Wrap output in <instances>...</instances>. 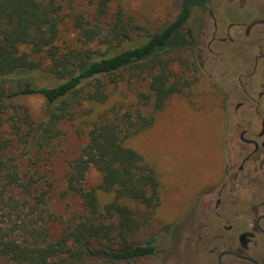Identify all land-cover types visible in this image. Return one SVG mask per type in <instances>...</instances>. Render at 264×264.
Returning <instances> with one entry per match:
<instances>
[{"label": "trees", "instance_id": "obj_1", "mask_svg": "<svg viewBox=\"0 0 264 264\" xmlns=\"http://www.w3.org/2000/svg\"><path fill=\"white\" fill-rule=\"evenodd\" d=\"M113 1L98 0L97 23L67 11L59 0H0V125L8 123L13 131L10 143L0 144V264H133L157 253L153 238L138 236L160 205V179L129 139L154 123L172 94L186 93L198 80L191 41L180 34L192 0H182L175 19L152 33L122 6L112 16ZM68 22L81 46L58 43ZM134 29L142 34L133 37ZM175 64L185 67L179 71ZM145 77L152 91L145 103L153 102L150 115L145 105L128 104L117 92L120 82ZM34 95L46 100V110L33 147L56 139L62 122L87 128V141L66 176V193L79 198L82 209L61 220V228L54 224L59 219L48 205L49 190L35 192L33 176L23 180L24 153L6 155L7 147L27 144L36 134V122L21 103ZM19 115L28 132H20ZM92 167L101 180L87 188ZM9 187L27 195L8 193Z\"/></svg>", "mask_w": 264, "mask_h": 264}, {"label": "rangeland", "instance_id": "obj_2", "mask_svg": "<svg viewBox=\"0 0 264 264\" xmlns=\"http://www.w3.org/2000/svg\"><path fill=\"white\" fill-rule=\"evenodd\" d=\"M59 1L67 11L82 14L85 19L99 23L95 19L98 0ZM181 3L182 0H114L110 6V14L115 15L122 6L127 14L134 16L140 26L152 33L175 19ZM102 19L106 25L107 18L103 16L100 20ZM140 31L142 30L134 29L133 37L142 34ZM58 43L62 47L67 44L81 46L82 42L78 40L77 32L70 22L65 24ZM184 67L180 64L174 65L179 71ZM206 68L207 70L213 68L211 61ZM225 68L226 66L216 64V68H213L214 73L222 78V71H225ZM41 76L42 82L49 84L45 72H42ZM215 82L211 72L202 69L190 90L186 93L172 94L164 107L154 114V123L129 139V145L137 149L144 160L154 168L161 184L160 205L153 213V223L142 229L138 236L141 241L153 238L157 253L140 258L133 264H163L167 259L169 264H193L206 256L194 247H189L182 254V259L178 260L176 253L181 257V251L186 244L188 245V241H194L192 239L197 236V222L201 218L194 223L196 218L189 212L192 204L207 187L218 181L223 171L221 148L225 132V115L220 109L223 94L220 88H215L219 87ZM149 85L150 78H131L120 82L117 92L127 96L128 104L134 102L145 105L148 102L146 94L152 96ZM21 103L24 108H28L36 122L34 127L36 129L31 131L36 134L27 144L9 145L6 155L20 156L24 153L19 161L23 180L28 181L33 176L38 180L33 187L35 192L36 187L49 190L48 205L59 219L58 223L54 224L61 228V220H67L82 209L79 198L66 193V176L71 160L80 154L87 141V128L75 120L62 122L60 124L62 132L56 139L42 148L33 147L36 145L35 138H39L43 132L39 125L45 116L46 100L34 95L22 98ZM152 104L151 101V104L145 105L146 115L153 113ZM23 110L20 109V115L23 114ZM9 111L15 113L12 108ZM20 115L16 116L18 123L21 124L20 132H28L29 126ZM0 132H2L0 144L8 145L13 139V131L8 123L0 125ZM100 180L101 173L92 167L88 171L85 186L90 188L97 185ZM7 192L22 197L27 195L24 190L11 187ZM177 234L179 239L177 237L178 243L175 244Z\"/></svg>", "mask_w": 264, "mask_h": 264}, {"label": "flooded vegetation", "instance_id": "obj_3", "mask_svg": "<svg viewBox=\"0 0 264 264\" xmlns=\"http://www.w3.org/2000/svg\"><path fill=\"white\" fill-rule=\"evenodd\" d=\"M180 31L219 84L225 132L221 177L192 204L197 236L176 256L194 247L206 256L193 264H264V0H192Z\"/></svg>", "mask_w": 264, "mask_h": 264}]
</instances>
